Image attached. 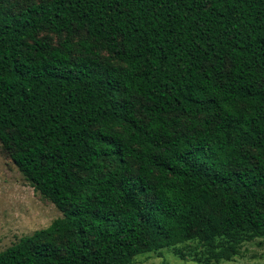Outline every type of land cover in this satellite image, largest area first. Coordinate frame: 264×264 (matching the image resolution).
<instances>
[{
    "label": "trees",
    "instance_id": "obj_1",
    "mask_svg": "<svg viewBox=\"0 0 264 264\" xmlns=\"http://www.w3.org/2000/svg\"><path fill=\"white\" fill-rule=\"evenodd\" d=\"M0 142L63 213L0 264L232 260L264 239V0H0Z\"/></svg>",
    "mask_w": 264,
    "mask_h": 264
},
{
    "label": "rangeland",
    "instance_id": "obj_2",
    "mask_svg": "<svg viewBox=\"0 0 264 264\" xmlns=\"http://www.w3.org/2000/svg\"><path fill=\"white\" fill-rule=\"evenodd\" d=\"M17 6L29 0H11ZM16 10L18 7L15 8ZM62 211L34 189L13 160L4 154L0 142V251L15 244L21 237L48 227ZM132 264H197L183 259L172 249L138 255ZM220 264H264V239L246 242L242 253Z\"/></svg>",
    "mask_w": 264,
    "mask_h": 264
}]
</instances>
